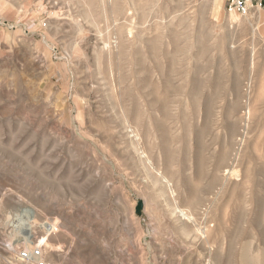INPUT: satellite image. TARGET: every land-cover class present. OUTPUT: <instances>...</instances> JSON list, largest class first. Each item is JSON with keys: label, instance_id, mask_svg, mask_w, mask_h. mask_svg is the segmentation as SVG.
<instances>
[{"label": "rangeland", "instance_id": "374dc122", "mask_svg": "<svg viewBox=\"0 0 264 264\" xmlns=\"http://www.w3.org/2000/svg\"><path fill=\"white\" fill-rule=\"evenodd\" d=\"M36 244L264 264V3L0 0V264Z\"/></svg>", "mask_w": 264, "mask_h": 264}, {"label": "built area", "instance_id": "2783aa9c", "mask_svg": "<svg viewBox=\"0 0 264 264\" xmlns=\"http://www.w3.org/2000/svg\"><path fill=\"white\" fill-rule=\"evenodd\" d=\"M263 3L264 0H229V9L244 16L259 9ZM18 256L22 264H48L44 249L38 244L20 250Z\"/></svg>", "mask_w": 264, "mask_h": 264}, {"label": "bare ground", "instance_id": "6f19581e", "mask_svg": "<svg viewBox=\"0 0 264 264\" xmlns=\"http://www.w3.org/2000/svg\"><path fill=\"white\" fill-rule=\"evenodd\" d=\"M135 103V102H134ZM238 174V173H237Z\"/></svg>", "mask_w": 264, "mask_h": 264}]
</instances>
